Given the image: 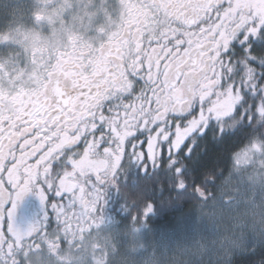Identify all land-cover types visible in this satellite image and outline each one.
I'll return each mask as SVG.
<instances>
[{
	"label": "snow or ice",
	"instance_id": "1",
	"mask_svg": "<svg viewBox=\"0 0 264 264\" xmlns=\"http://www.w3.org/2000/svg\"><path fill=\"white\" fill-rule=\"evenodd\" d=\"M20 8L35 28L66 39L0 43V264H77L100 227L110 236L90 264H163L155 250L142 254L150 197L214 200L225 175L206 161L209 136L216 145L242 137L226 157L229 175L264 168V0H23ZM130 167L155 186L134 178L126 187ZM110 190L123 198V225L105 214ZM31 192L46 211L22 230L15 214ZM220 253L217 264H264V227L226 238Z\"/></svg>",
	"mask_w": 264,
	"mask_h": 264
},
{
	"label": "rangeland",
	"instance_id": "2",
	"mask_svg": "<svg viewBox=\"0 0 264 264\" xmlns=\"http://www.w3.org/2000/svg\"><path fill=\"white\" fill-rule=\"evenodd\" d=\"M22 2L14 1L15 13L10 5L8 18L3 22L0 19V24L6 21V27L13 28L3 33L2 37H20L19 27L26 28L20 29L23 34L32 30L29 29L32 23L20 8ZM38 2L33 0L34 4ZM1 5L7 8L8 2ZM224 184L208 206L200 205L199 209L181 215L174 227L157 225L141 228L139 236L145 245L142 254L155 250L163 264H217L221 258V245L226 238H247L253 230L259 231L264 227V168L258 163L250 165L239 176L232 174ZM224 199H231L232 204L225 205ZM109 236L107 228L98 229L90 237L91 247L75 253L77 264H90L88 257L92 249L103 248ZM129 243L135 241L130 240ZM52 264H56V260Z\"/></svg>",
	"mask_w": 264,
	"mask_h": 264
},
{
	"label": "trees",
	"instance_id": "3",
	"mask_svg": "<svg viewBox=\"0 0 264 264\" xmlns=\"http://www.w3.org/2000/svg\"><path fill=\"white\" fill-rule=\"evenodd\" d=\"M207 147V156L206 161L209 164L219 163L220 168L224 170V178L217 181V187L211 189L215 194H218L220 190L224 187V183L226 180L230 178L231 175L228 173V166L229 162L226 159L231 149L234 147L236 150H239V147L242 146L243 141L242 137H234L231 138L226 144L224 145H216L211 142V138H209L204 142ZM234 158V157H233ZM141 179V187L155 186L156 177L152 179H148L142 176L139 169L136 167H130L129 171L127 172V180L128 183L126 184L127 187L130 189H134L136 185L132 183L133 179ZM172 198L169 202L168 199ZM175 193L164 191V192H156L150 197L155 202L154 210L151 214H149L146 218L147 226H157L162 225L165 227H174L177 224L178 219L183 214H189L193 210L199 209L201 202L197 199L192 198H184V199H177L174 198ZM161 201H165V203H160ZM127 215V214H126ZM126 215L117 217V220L126 221ZM259 255V254H258ZM258 258V256H257ZM238 260L240 258H237ZM247 261V258H244Z\"/></svg>",
	"mask_w": 264,
	"mask_h": 264
},
{
	"label": "flooded vegetation",
	"instance_id": "4",
	"mask_svg": "<svg viewBox=\"0 0 264 264\" xmlns=\"http://www.w3.org/2000/svg\"><path fill=\"white\" fill-rule=\"evenodd\" d=\"M16 0H0V19L3 22L8 18L10 5L12 6ZM8 7H2L1 4H7ZM14 12V11H13ZM15 13V12H14ZM30 30L26 34H23L20 29H26L25 27H19L20 37H15L9 35V37H2L5 32L13 29L11 27H0V43L5 41H11L12 43L19 44L22 46H30V38L33 36H40L42 39H51L52 36L45 30L37 29L33 25L29 27ZM0 61H3L4 64L7 63V57L0 54ZM2 67V65H0ZM123 204V198L116 196L111 190L106 195V201L104 205V211L107 216H123L126 215L125 212L120 210V206ZM45 205L41 204L39 197L35 192L28 193L25 197L19 202L15 214V224L18 228L24 230L27 229L30 225H36L45 215ZM118 213V215H117ZM51 215V213H50ZM52 227L54 228L55 222L54 217ZM120 224L123 225L126 223L123 220H119ZM95 227V226H94Z\"/></svg>",
	"mask_w": 264,
	"mask_h": 264
},
{
	"label": "clouds",
	"instance_id": "5",
	"mask_svg": "<svg viewBox=\"0 0 264 264\" xmlns=\"http://www.w3.org/2000/svg\"><path fill=\"white\" fill-rule=\"evenodd\" d=\"M54 41H61L66 39V34L58 32L54 37H52Z\"/></svg>",
	"mask_w": 264,
	"mask_h": 264
}]
</instances>
